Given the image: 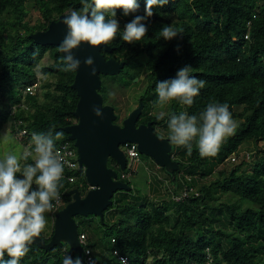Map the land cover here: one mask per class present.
I'll list each match as a JSON object with an SVG mask.
<instances>
[{
	"label": "trees",
	"instance_id": "obj_1",
	"mask_svg": "<svg viewBox=\"0 0 264 264\" xmlns=\"http://www.w3.org/2000/svg\"><path fill=\"white\" fill-rule=\"evenodd\" d=\"M28 1L0 0V130L11 119L20 121V128L28 134H47L50 129L53 135L63 132L56 147L65 141L73 144L63 128L76 121L73 111L78 96L71 88L75 71H63L57 45L36 44L29 35L46 29L60 14L81 11L82 0H39L42 22L35 25L28 22ZM137 3L138 10L128 15L123 9H116L115 17L110 10L105 12L106 20H118L119 31L108 43L112 51L101 52L105 58L125 61V66L117 75H100L103 103L112 105L116 113V89L121 91L144 73L146 83L139 96L144 106L138 123L153 120L168 128L171 115L199 116L215 101L229 106L237 128L214 156L202 157L195 139L191 154L187 147L171 143V154L179 167L173 172L161 167L170 181L169 198L155 200L133 188L118 191L104 211L103 222L94 215L75 216L78 233L86 235L92 250L102 244V250L96 254L93 250L94 264H120L110 251L111 237L114 247L129 257V264H264V149L258 148L250 161L241 159L230 168L222 166L244 142L257 146L264 140V0H168L163 7L155 6L153 16L142 21L146 35L128 43L122 39L124 26L145 15L146 0ZM168 25L178 35L166 41L161 29ZM46 55L51 63L39 66ZM187 65L192 67L189 74L205 81V86L191 105L172 100L168 112L157 119L152 113L153 100L158 97L156 84L174 79ZM38 75L39 92L24 95V87ZM22 101L26 108L17 107L12 113L5 109ZM119 118L117 115L116 121ZM26 163H32L31 158ZM107 164L122 181H126L121 178L123 173H136L128 165L121 171L112 158ZM65 173L76 179L60 181L64 205L72 199L71 189L77 188L81 195L89 189L85 177L78 179V174L84 175L80 169ZM160 183L155 180L153 192H159ZM184 186L195 189L198 195L192 192L174 200L172 194ZM219 194H230L235 200L218 201ZM45 218L40 236L48 242L53 233L52 211L45 213ZM28 247L19 264H63L66 256L75 258L66 244L41 249L31 243Z\"/></svg>",
	"mask_w": 264,
	"mask_h": 264
},
{
	"label": "clouds",
	"instance_id": "obj_2",
	"mask_svg": "<svg viewBox=\"0 0 264 264\" xmlns=\"http://www.w3.org/2000/svg\"><path fill=\"white\" fill-rule=\"evenodd\" d=\"M167 3L168 0H146L145 15L136 16L124 26L122 39L128 43L140 41L147 33L142 21L153 16L155 6L163 7ZM82 5L81 11L69 10L62 20L67 31L59 51L64 53L62 63L66 72L79 68L80 60L74 57L73 50L81 44L96 47L115 39L119 23L116 18L106 20V11L110 10L115 17L116 9H123L124 14L128 15L139 8L137 0H91V3L82 0ZM161 34L168 41L177 37L178 32L168 25L161 29ZM84 63L92 66L94 60L89 56ZM191 71V65H187L177 72L174 79L158 82L155 89L157 103L164 105L178 99L182 104L191 105L193 97L206 83L191 76ZM92 73L95 74L94 67ZM93 111L97 116H102L99 108L94 107ZM163 116L164 113H160L157 119ZM236 128L237 123L232 118L229 106L213 101L199 116L187 113L171 115L168 139L174 145L187 147L189 154L192 152L191 142L195 139L202 157L214 156ZM63 135L59 131L53 135L51 129L47 134L33 133L29 146L21 155L8 153L0 159V264H19L29 251L28 245L44 230L47 223L45 213L53 210V201L59 202L60 181L66 162L56 150L55 142ZM29 157L34 163H26ZM5 254L8 259H5ZM116 254H119L118 251ZM63 264H82V260L80 257L66 256ZM121 264H127L126 258L121 257Z\"/></svg>",
	"mask_w": 264,
	"mask_h": 264
},
{
	"label": "water",
	"instance_id": "obj_3",
	"mask_svg": "<svg viewBox=\"0 0 264 264\" xmlns=\"http://www.w3.org/2000/svg\"><path fill=\"white\" fill-rule=\"evenodd\" d=\"M66 14L68 12L60 14L56 20H51L46 29L31 33L30 38L39 45H57L59 51V45L67 31L62 23ZM102 50L112 51L108 44L96 47L81 44L78 49L73 50L74 57L80 60V66L75 70L71 84L78 96L73 111L76 122L63 128L77 149L79 168L89 189L84 195H81L77 188L71 189V201L54 214L53 233L49 241L42 236L34 238L33 241L41 249L66 244L74 256L81 258L82 264V245L75 216L94 215L103 222L104 211L113 203L114 194L131 189V185L118 179L117 171L107 164L108 159L112 158L121 171L126 169V155L121 145L126 142L136 144L142 155L150 157L167 172L176 171L179 167L171 154L172 144L168 137L158 135L153 129L152 121L137 125L144 106L141 99H138V105L122 119L121 124L116 122L114 107L103 103L99 92L100 75L119 74L125 66V61H118L114 57L105 58ZM60 53L64 56V53ZM89 56L94 60L92 66L84 63ZM93 67L95 74L92 73ZM94 107L101 110L102 116L95 114Z\"/></svg>",
	"mask_w": 264,
	"mask_h": 264
},
{
	"label": "rangeland",
	"instance_id": "obj_4",
	"mask_svg": "<svg viewBox=\"0 0 264 264\" xmlns=\"http://www.w3.org/2000/svg\"><path fill=\"white\" fill-rule=\"evenodd\" d=\"M27 7L29 9V17L28 22L30 25L39 24L42 22V17L40 13V7L41 4L39 0H30L27 2ZM51 60L46 55L39 63V66L50 64ZM40 77V75H38ZM134 83L130 84L128 87H123L122 90L116 89L119 91L118 95L115 96V105L116 108H118L116 114L120 116L119 120H122L124 118L125 114L130 112L135 106L136 101L140 99L141 93L144 91L145 83H146V74L142 73L140 77L134 78ZM124 92V93H123ZM158 97H156L153 100L152 103V113L154 115H159L160 113H164V115L169 110V103L160 105L157 103ZM240 110V109H238ZM236 123L237 119L235 120ZM158 135L163 136H169V129L166 127H162L160 130H157ZM177 146V145H176ZM180 146H177V148ZM258 148L264 149V143H258L257 146L254 142H244L240 147V152H245L246 150H251L256 153ZM24 149H22V145L20 142L16 141L11 133V120H9L7 123L4 124L2 129L0 130V159H3V157L8 153H14L16 155H21L23 153ZM77 151V149L75 148ZM253 154V155H254ZM244 156V155H243ZM243 156H239L237 161H241V159H244ZM252 159V158H251ZM250 159V160H251ZM229 161V160H228ZM22 163V161H21ZM235 162L229 161V163L226 161L222 164V166H225L226 168L232 167ZM221 167V166H220ZM245 168V166H244ZM19 174V173H18ZM78 179H83V176L77 175ZM22 178V177H21ZM155 180L160 181L161 183L158 186L159 192H153L152 191V185L154 184ZM126 181L130 183L131 188L133 190L139 189L141 193H148L150 197H152L155 200H160L162 198H169L171 195V192H169L170 189V181L167 179L166 173L161 167H159L154 161L145 155L140 159V161L137 164L136 167V173L133 175H130L126 178ZM80 182V187L83 188V185ZM168 188V190H167ZM235 200L230 194L218 195V201H228V200ZM96 218V216L94 217ZM100 244V245H99ZM97 245V248L93 249L94 253L96 254L98 250H102V244L99 243ZM77 257V256H75Z\"/></svg>",
	"mask_w": 264,
	"mask_h": 264
},
{
	"label": "built area",
	"instance_id": "obj_5",
	"mask_svg": "<svg viewBox=\"0 0 264 264\" xmlns=\"http://www.w3.org/2000/svg\"><path fill=\"white\" fill-rule=\"evenodd\" d=\"M247 37V36H245ZM40 77H37L32 83L26 85L24 87V89L22 90L24 95H34L35 93L39 92L40 90ZM17 107H22V108H26V104L24 103V101L16 103V104H12L10 106L5 107L6 110H8L10 113L14 112ZM11 120V119H9ZM20 121L15 122L13 120H11V133L13 138L20 142L23 149L25 150V148H27L30 144L31 141V137L33 133L28 134V132L26 131V129L24 128H20L19 126ZM264 143L263 141H260L259 143ZM121 148L124 150L125 155H126V161L128 165V167L130 168L131 171L136 170L137 164L140 161V152L137 149L136 144L132 143V142H126L124 144L121 145ZM56 150L61 154V156L63 157L65 163L64 166V173H63V178H67L70 182H73L76 179V176L74 175H69L67 176L65 173V170L67 171H76L79 168V162H78V154L77 151H75V146L74 144H71V142L69 141H65L61 144H59L56 147ZM254 152L251 150H246L245 152H240V149L238 151V153H233L229 156L228 160L232 161V162H237L238 157L241 155L244 157V159L246 161H250V159L252 158ZM31 158V157H29ZM32 160V158H31ZM32 163H34V161L32 160ZM132 175L130 172H128L127 174L123 173L121 175V178H127L128 176ZM192 192L195 193V195H198V193L195 191V189L193 188H187L186 186H184L183 188H181L179 190V192L177 194H172L173 199L174 200H181L185 197H188ZM54 207L52 210V214L54 217V214L60 210L62 207H64V203H63V199L60 196L59 197V202L53 201ZM79 240L81 242L82 245V253H83V264H94V254H93V250L90 246H88L87 244V237L84 233L82 234H78ZM114 238L111 237L109 238V242L108 244L110 245V251L111 253L116 257L117 261L121 264V257L126 258L127 260V264L130 263V259L128 256L123 255L119 252V249H117L116 247H114ZM118 251V255L116 254Z\"/></svg>",
	"mask_w": 264,
	"mask_h": 264
},
{
	"label": "flooded vegetation",
	"instance_id": "obj_6",
	"mask_svg": "<svg viewBox=\"0 0 264 264\" xmlns=\"http://www.w3.org/2000/svg\"><path fill=\"white\" fill-rule=\"evenodd\" d=\"M127 114H128V112L125 114V116L124 117H126L127 116ZM140 117V116H139ZM123 119V118H122ZM139 119V118H138ZM121 121L122 120H118V121H116L117 123H119V124H121ZM148 121H152V123H153V120H148ZM147 121V122H148ZM76 122V121H75ZM146 122V123H147ZM139 124H145V123H138V121H137V125H139ZM153 125V129L155 130V132L158 134V132H157V130H160L163 126L162 125H159V124H155V123H153L152 124Z\"/></svg>",
	"mask_w": 264,
	"mask_h": 264
},
{
	"label": "crops",
	"instance_id": "obj_7",
	"mask_svg": "<svg viewBox=\"0 0 264 264\" xmlns=\"http://www.w3.org/2000/svg\"><path fill=\"white\" fill-rule=\"evenodd\" d=\"M22 149H23V147H22ZM23 151V150H22Z\"/></svg>",
	"mask_w": 264,
	"mask_h": 264
}]
</instances>
